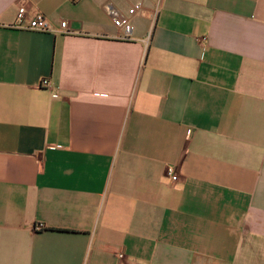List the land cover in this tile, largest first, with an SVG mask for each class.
<instances>
[{
	"label": "crops",
	"instance_id": "1",
	"mask_svg": "<svg viewBox=\"0 0 264 264\" xmlns=\"http://www.w3.org/2000/svg\"><path fill=\"white\" fill-rule=\"evenodd\" d=\"M0 264H264V0H0Z\"/></svg>",
	"mask_w": 264,
	"mask_h": 264
},
{
	"label": "built area",
	"instance_id": "2",
	"mask_svg": "<svg viewBox=\"0 0 264 264\" xmlns=\"http://www.w3.org/2000/svg\"><path fill=\"white\" fill-rule=\"evenodd\" d=\"M106 13L112 19L114 26L121 30L120 38L128 40L131 38L133 26L130 22L128 16L120 14L111 4H106L104 6ZM141 8V5L136 6V11ZM157 10H153L151 15L154 17ZM15 26L18 28L37 31V32H50V33H69L67 21L62 19L60 20L57 26L52 25L48 18L40 11L36 12L33 15H30L26 7L19 6L15 16ZM40 86L50 87V84L47 79H43L40 83ZM167 175L172 181L177 180V175L175 174L172 168L167 169ZM42 225L36 226V229H40ZM118 258L122 259L123 254L118 253Z\"/></svg>",
	"mask_w": 264,
	"mask_h": 264
}]
</instances>
